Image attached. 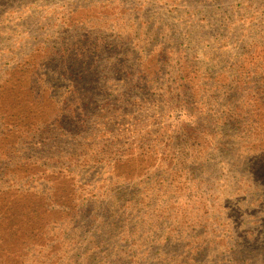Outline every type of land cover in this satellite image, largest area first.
<instances>
[{
    "label": "trees",
    "instance_id": "trees-1",
    "mask_svg": "<svg viewBox=\"0 0 264 264\" xmlns=\"http://www.w3.org/2000/svg\"><path fill=\"white\" fill-rule=\"evenodd\" d=\"M113 1L0 23V264H264V0Z\"/></svg>",
    "mask_w": 264,
    "mask_h": 264
},
{
    "label": "rangeland",
    "instance_id": "rangeland-1",
    "mask_svg": "<svg viewBox=\"0 0 264 264\" xmlns=\"http://www.w3.org/2000/svg\"><path fill=\"white\" fill-rule=\"evenodd\" d=\"M77 6L80 12L75 13L77 17H82L80 14L88 12V8L91 3H112L113 0H17L14 4L4 3L1 7L0 12V23H11L16 18L23 16L26 17V23L30 24L33 19L37 20V15L41 14L42 17L45 15L48 17L49 10L54 9L57 6H62L68 3L81 2ZM85 3V5H82ZM31 17H34L33 19ZM29 18V19H28ZM36 23V22H35ZM34 25V23L32 24Z\"/></svg>",
    "mask_w": 264,
    "mask_h": 264
}]
</instances>
